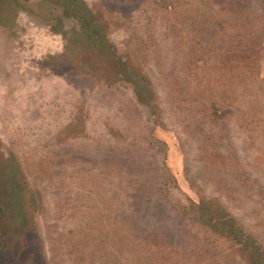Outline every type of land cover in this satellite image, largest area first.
Returning a JSON list of instances; mask_svg holds the SVG:
<instances>
[{"label": "rangeland", "instance_id": "obj_1", "mask_svg": "<svg viewBox=\"0 0 264 264\" xmlns=\"http://www.w3.org/2000/svg\"><path fill=\"white\" fill-rule=\"evenodd\" d=\"M54 1L3 0L0 264H249L206 205L264 253V0H82L101 40Z\"/></svg>", "mask_w": 264, "mask_h": 264}, {"label": "trees", "instance_id": "obj_2", "mask_svg": "<svg viewBox=\"0 0 264 264\" xmlns=\"http://www.w3.org/2000/svg\"><path fill=\"white\" fill-rule=\"evenodd\" d=\"M54 2L55 5L56 3L62 2L66 6V10L61 18L64 19L66 17H74L77 21L80 20L81 24L77 26V28H71L70 31L74 33L78 31H82L84 33L92 31L94 34L95 32H99V33L102 32L100 37H99L100 34L98 35L99 40H101V38L104 37L107 39L106 33H104L103 26L93 24V20L95 19V13L90 8V6L87 5L86 2L82 0H55ZM57 19L59 20L60 17H58ZM13 22H14V15H12V12L10 10H6L5 5L3 4V0H0V26L6 27L9 24H12ZM59 23L62 24L61 22ZM59 27L62 30H64L65 28L62 25H59ZM100 47L102 51L108 53L110 47V45L108 44V40L103 44H100ZM8 48H9V42H8ZM66 53L67 52H65V50H62V52H59L57 54H49L42 61V65L50 68L51 67L54 68L53 66H56L60 69L59 72H61L62 70H67L68 67H72V64H69L72 62V60L69 58L70 56H67ZM4 55H5V50L0 49V62ZM112 55L113 53L110 52L108 58L105 59L107 62L105 66L107 67V69L111 71L113 70L114 72L116 67L115 64L118 61L119 63L118 68L120 71H118L117 73L119 79H117L116 81L118 80L122 81V79H125L133 83L134 85L133 90L135 92L136 97L141 101H145L146 103L150 104L149 102V100L151 99L150 92L152 93V91H151V87H148V85H146L145 78L135 70L127 68V66L123 62L118 60L116 56H112ZM66 56L68 57L67 58L68 60L66 59ZM102 80L108 86H110L113 83L112 80L106 82L104 81V79ZM13 183H14L13 181H10V184L13 185ZM5 189H7L6 190L7 193L10 196H12V198L16 197V192L13 186L10 185L9 188L5 186ZM1 190L2 189L0 187V194H1ZM209 208L210 205L204 206L203 209H205L206 211L204 210V213L199 215L200 220L204 224H206L209 228L213 229L215 232L218 230L222 232H226L225 233L226 236L231 237L232 239L238 242H242L243 247L245 248V250L248 252L249 255V264H264V258H263L264 253L261 251L260 247L257 246L254 241L249 240L248 235H245L244 233L245 230L241 229L237 221H235V218L232 217L230 213H228L227 216L224 213V211L218 207V205L215 208H210V209ZM0 211H2V207H0ZM220 216L223 219H221Z\"/></svg>", "mask_w": 264, "mask_h": 264}]
</instances>
